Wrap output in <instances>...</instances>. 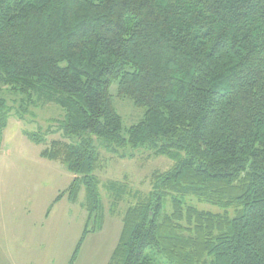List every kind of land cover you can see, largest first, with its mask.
<instances>
[{"label": "trees", "instance_id": "16d2710c", "mask_svg": "<svg viewBox=\"0 0 264 264\" xmlns=\"http://www.w3.org/2000/svg\"><path fill=\"white\" fill-rule=\"evenodd\" d=\"M114 84L145 110L127 138ZM5 88L21 120L37 105L66 112L25 136L69 140L41 157L75 177L58 201L86 191L70 264L106 220L93 137L121 159L145 148L173 161L134 194L108 264H264V0H0L1 131L13 110ZM105 187L112 213L132 195L127 183Z\"/></svg>", "mask_w": 264, "mask_h": 264}, {"label": "rangeland", "instance_id": "374dc122", "mask_svg": "<svg viewBox=\"0 0 264 264\" xmlns=\"http://www.w3.org/2000/svg\"><path fill=\"white\" fill-rule=\"evenodd\" d=\"M117 89L114 84L111 94L127 138L128 130L143 119L145 110L129 99L118 97ZM3 96L13 110L6 128L0 130V209L6 216L3 220L0 214V264H70L88 221L84 207L86 191L83 187L76 203L69 201L68 196L58 201L75 177L65 165L40 156L53 141L69 140L62 133H55L39 145L25 136V132L45 134L51 127L56 129L65 120L66 112L56 104L37 105L21 120L17 113L19 103L15 102L19 97L6 88ZM93 141L101 160L95 175L100 181L106 220L101 230L88 234L75 264L109 263L120 239L123 214L138 201L134 194H148L152 175L173 165L168 157L155 156L145 148L136 150L132 159H121L98 138L93 137ZM109 182L127 183L132 191L115 213H112V195L105 187ZM190 203L204 211L223 212L197 200Z\"/></svg>", "mask_w": 264, "mask_h": 264}, {"label": "crops", "instance_id": "0c3cea01", "mask_svg": "<svg viewBox=\"0 0 264 264\" xmlns=\"http://www.w3.org/2000/svg\"><path fill=\"white\" fill-rule=\"evenodd\" d=\"M40 156H41V154H40ZM41 159H43V158H41ZM43 160H45V159H43ZM0 214H1V217L3 218V220H5L6 219L5 213L1 209H0Z\"/></svg>", "mask_w": 264, "mask_h": 264}]
</instances>
